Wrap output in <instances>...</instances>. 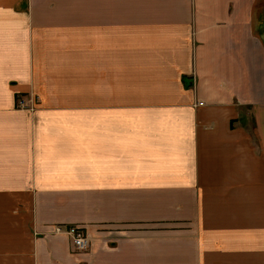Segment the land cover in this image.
Wrapping results in <instances>:
<instances>
[{
	"label": "crops",
	"instance_id": "0c3cea01",
	"mask_svg": "<svg viewBox=\"0 0 264 264\" xmlns=\"http://www.w3.org/2000/svg\"><path fill=\"white\" fill-rule=\"evenodd\" d=\"M0 264H264V0H0Z\"/></svg>",
	"mask_w": 264,
	"mask_h": 264
},
{
	"label": "built area",
	"instance_id": "2783aa9c",
	"mask_svg": "<svg viewBox=\"0 0 264 264\" xmlns=\"http://www.w3.org/2000/svg\"><path fill=\"white\" fill-rule=\"evenodd\" d=\"M17 105L20 108H33L25 101V98H18ZM54 234H64L68 236L73 250L84 251L91 245L90 239L79 225L56 224L53 229Z\"/></svg>",
	"mask_w": 264,
	"mask_h": 264
},
{
	"label": "rangeland",
	"instance_id": "374dc122",
	"mask_svg": "<svg viewBox=\"0 0 264 264\" xmlns=\"http://www.w3.org/2000/svg\"><path fill=\"white\" fill-rule=\"evenodd\" d=\"M57 25V24H56ZM44 34H47V33H44ZM43 44L45 45V47L43 48V49H45V50H47V49H49L51 46H52V44H49V39L46 37V36H44L43 37ZM50 46V47H47V46ZM49 50H51V49H49ZM40 58H46L45 56H43V55H40L39 56ZM18 98H22V96H20V97H18Z\"/></svg>",
	"mask_w": 264,
	"mask_h": 264
}]
</instances>
